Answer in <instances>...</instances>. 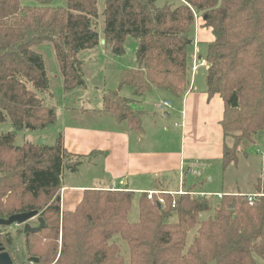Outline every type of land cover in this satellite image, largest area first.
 <instances>
[{
  "label": "trees",
  "instance_id": "trees-1",
  "mask_svg": "<svg viewBox=\"0 0 264 264\" xmlns=\"http://www.w3.org/2000/svg\"><path fill=\"white\" fill-rule=\"evenodd\" d=\"M55 1L0 0V123L8 120L12 128L0 133V217L37 210L44 219L36 231L23 234L18 226L0 234L13 264H25L14 259L13 235L23 236L26 256L38 258V264H261L264 168L252 201L247 195L253 193L224 192L214 215L201 219L211 204L191 194L193 184L186 194L161 193L163 203L156 194H140L138 220L130 221L134 192L125 189H87L73 211H62V176L76 172L88 156L69 152L60 132L44 145H16L15 133L56 121L43 96L50 95V84L38 47H52L63 90L70 91L86 86L81 51L103 39L120 56L128 37L137 41L136 65L120 71L118 89L101 94L102 110L118 124L143 130L148 114L135 107L138 97L158 90L179 99L186 92L193 60L188 48L201 17L213 34L205 54L206 93L218 94L224 104L225 170L237 162L240 145L264 133V0H178L162 6L157 0ZM122 86L132 89V97L119 93ZM190 230L195 231L187 244Z\"/></svg>",
  "mask_w": 264,
  "mask_h": 264
},
{
  "label": "crops",
  "instance_id": "crops-1",
  "mask_svg": "<svg viewBox=\"0 0 264 264\" xmlns=\"http://www.w3.org/2000/svg\"><path fill=\"white\" fill-rule=\"evenodd\" d=\"M192 31L193 42L188 48L190 58L193 53H196L197 60H201L202 63L195 69V73L189 72L188 88L181 98L175 99L165 92L153 90L136 99L135 107L148 114L143 130H131L124 122L118 124L112 115L102 110V106L94 110L77 108L78 110H71L68 113L64 109L61 115L63 116L62 121L55 128L56 135L58 132L61 133L63 146L69 152L88 157L78 166L76 175L70 172L62 176L60 189L62 211H73L87 189L130 190L134 192V197L137 194L136 202L138 203L140 194L145 191H177L181 188V184L184 187L193 185L195 181L189 182L188 180L190 174L196 177L206 172L208 175L212 161L221 164L224 135L220 120L224 104L218 94L211 97L207 95L205 82L206 46L213 40V34L209 27L203 26L200 17L196 19ZM199 67L204 69L201 73H197ZM86 87L87 85L83 89ZM119 91L121 92L122 88ZM132 94V89H125L121 95L132 97ZM162 100H170L172 104L161 112L157 104ZM171 113L180 117L179 123L174 122L178 124L176 127H180L178 146L175 144L177 138L171 135L166 123L171 118ZM67 115L78 120L67 123ZM83 118H90L94 123L83 122ZM57 121L58 117L55 123ZM262 136L264 137V133ZM161 138H164V141L160 140ZM262 150L259 151L260 172L264 168ZM240 155L245 159L248 158V153L243 150L241 154H238L237 162L231 163L224 173L232 167L236 169ZM95 168L100 169V173L93 176L90 170ZM181 174L182 177H180ZM257 178V176L253 178L251 189L243 187L233 191L210 192L202 189L199 191L220 194L224 192L256 193L254 185ZM99 180H101L100 185L97 182ZM138 217L131 219L128 213L130 221H137ZM32 220H30L31 225H37L31 222ZM18 226L11 225V230L8 231L13 233ZM16 241L23 244V236L16 235ZM25 264L33 263L27 260Z\"/></svg>",
  "mask_w": 264,
  "mask_h": 264
},
{
  "label": "rangeland",
  "instance_id": "rangeland-1",
  "mask_svg": "<svg viewBox=\"0 0 264 264\" xmlns=\"http://www.w3.org/2000/svg\"><path fill=\"white\" fill-rule=\"evenodd\" d=\"M32 2L33 1H30V4H32ZM166 2L172 3L175 2V0H157L156 4L158 6H162ZM55 5H63V3L60 0H56ZM98 8L100 11L102 10L101 2H99ZM100 20L101 18L98 19V23L100 24L98 27L99 30H101ZM136 45H137V41L133 38L128 37L124 42V53L120 56L114 55L111 52L110 48L108 46L106 47L103 46L102 43L92 50L81 51L78 54V57L83 62L81 68L83 70L84 80L86 82L87 87L86 89H83L82 87L77 88L78 91H76V89L70 91L63 90L62 77L60 75L52 47L47 44L38 47L37 50L41 52L45 62L46 72L50 84L49 86L50 95L44 94L43 95L44 100L48 105L54 107L58 117V121L56 123L54 122L53 124L47 126L42 130H29V129L17 130L15 133V144L21 145L27 141L35 143L39 137L46 139L47 144H53L54 139L56 137L55 128L62 121L61 119L63 118V116L61 115L64 112V109H66L68 113L71 110L72 111L78 110L77 108H81V109L90 108L94 110L96 108L101 107L102 106L101 94L106 90L118 89L119 72L123 68L135 67ZM193 54L197 56L196 53ZM199 55H201V53H199ZM202 70H204L203 67L201 68L199 67L197 73L199 72L201 73ZM189 72L193 74L195 73V70H193L191 67ZM121 88L122 91L119 92L120 94H123L125 89L131 90L129 86H122ZM68 117L69 115H67V119H66L67 123L72 122L73 120L74 121L78 120V119L76 120L75 118H71V117L68 118ZM179 119H180L179 115L177 116L175 113H171V118L166 122L168 127L170 128L171 135L174 138H177L175 143L177 146L179 145L178 137H179L180 127H176L173 124L175 121L179 123ZM84 121L86 123H94L90 118L87 119L83 118V122ZM11 129L12 128L8 120L0 123V133H5L7 131H10ZM262 134L263 133L261 134L259 133L258 134L259 136L258 137L256 136L257 137L256 141L247 143L248 144L247 146L240 145L238 147L237 155L241 154L243 150H246V152L248 153V158L245 159L244 157H242V155H240L238 166L236 167V169L232 167L231 169H229V171H227V173H224L221 164L219 162L216 163L212 161L210 163V168L208 169V175H206L207 174L206 172H203L202 175H197L196 177L190 174L188 180L189 182L195 181L193 183L195 184L194 189L198 191L199 189H202L204 191H210V192L233 191L235 189H240L243 187L251 189L253 178L256 176L259 177L261 175L259 151H261L262 147L264 146V137L262 136ZM162 139L164 141V138H161L160 140ZM173 140L171 141L174 143ZM226 141L229 145L231 144V140L229 138ZM173 143H171V145ZM77 172L78 171L74 172V175H76ZM90 172H92L93 176H95L100 173V169H96V168L91 169ZM68 174H70L69 171L64 172V175H68ZM99 181L97 182L100 185L101 180ZM181 187L183 189H187L188 186L184 187L183 185H181ZM210 192H207L209 195L206 196V199L208 204H211L210 205L211 210L201 213L199 215V218L201 219H205L209 216L214 215L213 207H215V204L218 202V197ZM254 192H256V189H254ZM136 197L137 194L134 197L135 200H133L132 207L129 212L131 219H137L139 213ZM31 222L37 224L35 219H33ZM8 230H11L10 226L0 227V234L10 232ZM194 231L195 230H190L188 232L187 240H186L187 244L190 243ZM122 242L123 243L121 244V252L126 258L127 246L124 241ZM11 248H12V253L14 255V259L17 262L25 263L27 261L28 257L26 256L24 246L20 242L16 241V235H13V244ZM261 264H264V261H261Z\"/></svg>",
  "mask_w": 264,
  "mask_h": 264
},
{
  "label": "water",
  "instance_id": "water-1",
  "mask_svg": "<svg viewBox=\"0 0 264 264\" xmlns=\"http://www.w3.org/2000/svg\"><path fill=\"white\" fill-rule=\"evenodd\" d=\"M101 43H104V40L101 39ZM46 143V139L39 137L35 144L44 145ZM243 145L247 146V142H244ZM233 203L230 204V208H232ZM36 219L37 225L33 226L30 223V220ZM19 225L22 226V233L25 234L27 232L36 231L40 227L44 225V219L41 217L37 210H30L26 212H19L11 214L6 218L0 217V227H8L11 225ZM30 263L38 264V258L36 257H28L27 259ZM14 261L10 255V253L6 250V247L0 242V264H13Z\"/></svg>",
  "mask_w": 264,
  "mask_h": 264
},
{
  "label": "built area",
  "instance_id": "built-area-1",
  "mask_svg": "<svg viewBox=\"0 0 264 264\" xmlns=\"http://www.w3.org/2000/svg\"><path fill=\"white\" fill-rule=\"evenodd\" d=\"M198 17H196L197 19ZM202 63L201 60H197V56L195 54H193V60H192V69L195 70L200 64ZM171 101L170 100H162L161 102H159L157 104V107L159 110H164L166 107H170L171 106ZM175 126H177L178 124L175 123L174 124ZM262 153L264 154V149L262 150ZM182 177V174L181 176ZM182 181V180H181ZM181 181H180V184H181ZM182 185V184H181ZM146 194V197L147 198H151L152 195L156 194L158 195V202L160 203H163V199L162 197L160 196L161 193H169L171 194L172 196H175V195H181V194H186V190L183 189L182 187L179 188L177 191H173V192H169V191H162V190H149V191H145L144 192ZM191 194H194V195H197V196H202V197H206L208 196L209 194L206 193V192H202V191H196L194 190V192H191ZM213 195L217 196L218 198L221 196L220 193H213ZM259 195V193H253V194H248L247 195V199L249 201H252L253 198L257 197ZM173 203H174V200H173ZM173 206V205H172Z\"/></svg>",
  "mask_w": 264,
  "mask_h": 264
}]
</instances>
